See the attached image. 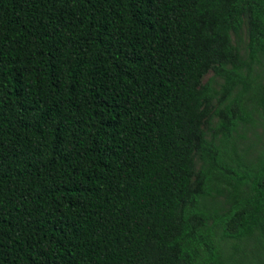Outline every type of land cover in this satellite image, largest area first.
I'll use <instances>...</instances> for the list:
<instances>
[{
  "label": "trees",
  "instance_id": "1",
  "mask_svg": "<svg viewBox=\"0 0 264 264\" xmlns=\"http://www.w3.org/2000/svg\"><path fill=\"white\" fill-rule=\"evenodd\" d=\"M261 57L264 0H0V264H250Z\"/></svg>",
  "mask_w": 264,
  "mask_h": 264
},
{
  "label": "rangeland",
  "instance_id": "2",
  "mask_svg": "<svg viewBox=\"0 0 264 264\" xmlns=\"http://www.w3.org/2000/svg\"><path fill=\"white\" fill-rule=\"evenodd\" d=\"M232 40L234 43H237L241 54L247 56V42L248 35L246 31L245 25L243 26L240 37L236 38L234 34H232ZM252 86L257 84L264 83V58L261 57L259 62H255L253 64L252 70ZM209 78H212L211 85L215 90L220 89V83L222 79L219 77H215L212 72L208 73L203 81L206 82ZM255 103V90H251L246 94V104L248 110L251 113L253 118V122L240 124L236 132L235 136V147L236 154L242 158L245 164L256 163L259 161V158L264 156V127L261 124V117L259 112L254 107ZM215 122V119L214 121ZM214 123H212L213 125ZM206 203L215 202L218 203V206L221 208H226L228 204H226L225 196H214L213 198H207ZM255 240H249L248 244L244 245V250L246 251V260H249L250 264H255L261 257L264 255V251L262 249H257L254 247ZM233 241H222V248L225 252L230 251V247L232 246Z\"/></svg>",
  "mask_w": 264,
  "mask_h": 264
}]
</instances>
